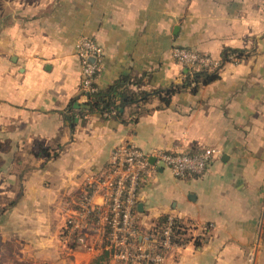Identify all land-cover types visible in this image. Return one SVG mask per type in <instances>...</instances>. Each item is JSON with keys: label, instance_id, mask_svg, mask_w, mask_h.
<instances>
[{"label": "crops", "instance_id": "obj_1", "mask_svg": "<svg viewBox=\"0 0 264 264\" xmlns=\"http://www.w3.org/2000/svg\"><path fill=\"white\" fill-rule=\"evenodd\" d=\"M28 2L0 4V250L22 264H95L99 251L68 250L60 236L112 151L204 146L220 155L203 176L159 169L139 187L138 229L165 216L181 222L183 246L164 264H247L251 254L264 264V0ZM84 37L103 51L100 90L124 76L148 93L180 87L187 69L174 62L176 47L216 61L225 49L242 56L167 105L157 97L76 115L70 126L69 103L75 113L86 103L75 55ZM92 201L101 206V195Z\"/></svg>", "mask_w": 264, "mask_h": 264}, {"label": "built area", "instance_id": "obj_2", "mask_svg": "<svg viewBox=\"0 0 264 264\" xmlns=\"http://www.w3.org/2000/svg\"><path fill=\"white\" fill-rule=\"evenodd\" d=\"M171 54L176 64L189 71H219L222 67L220 60L185 48L176 47ZM75 55L82 92L94 93L102 48L91 39H81L75 45ZM227 60L231 64L240 62L236 55ZM219 155L218 149L204 146L186 153L157 149L145 152L132 144H120L112 151L106 170L94 179L95 188L67 215L61 242L68 250L75 247L108 253L114 264H164L170 252L183 244L174 241L172 216H167L161 227L154 225L150 231L140 232L136 211L139 187L151 182L159 169L167 170L175 179L201 177ZM96 193L102 197L101 206L93 204ZM254 259L249 255L247 264H253Z\"/></svg>", "mask_w": 264, "mask_h": 264}, {"label": "trees", "instance_id": "obj_3", "mask_svg": "<svg viewBox=\"0 0 264 264\" xmlns=\"http://www.w3.org/2000/svg\"><path fill=\"white\" fill-rule=\"evenodd\" d=\"M81 39H91L92 38H81ZM80 39V40H81ZM230 55H236L240 58L242 53L236 50L225 49L221 53L220 62L222 65L228 62L227 58ZM218 71H189L187 70L184 74L185 79L180 87H171L167 91L156 90L153 93H148L139 90V83L129 76H124L115 81L110 87L105 90H97L94 93H83L86 98V103L80 112H74L73 101L68 105V114L66 116V121L72 126V121L76 115L85 116L98 113L100 115L108 116L113 111L122 110L125 107L136 106L140 103H148L153 98L159 97L163 105H167L170 102V97L178 92L180 89H190L191 92H195L201 85H206L217 79ZM133 88V89H132ZM38 154L50 158L49 152L43 149H39ZM166 220L165 217H161L155 226L161 227ZM182 224L179 220L174 219V241L178 244H183L184 240L181 238L183 236ZM108 253H101L95 260V264L99 262L103 263L110 260Z\"/></svg>", "mask_w": 264, "mask_h": 264}, {"label": "rangeland", "instance_id": "obj_4", "mask_svg": "<svg viewBox=\"0 0 264 264\" xmlns=\"http://www.w3.org/2000/svg\"><path fill=\"white\" fill-rule=\"evenodd\" d=\"M8 1H12V0H0V4H5L6 2ZM13 1H19V0H13ZM22 2H25V3H30L28 2V0H21ZM2 163V161H0V164ZM63 247L65 248V246L63 245ZM3 250V251H2ZM2 250H0V264H22V262H13L11 259H10V255L8 254L9 253V247L8 249L6 248V246H4V248H2ZM8 250V251H7Z\"/></svg>", "mask_w": 264, "mask_h": 264}, {"label": "water", "instance_id": "obj_5", "mask_svg": "<svg viewBox=\"0 0 264 264\" xmlns=\"http://www.w3.org/2000/svg\"><path fill=\"white\" fill-rule=\"evenodd\" d=\"M89 61H90V62H94V59H89ZM151 162H152V161H151ZM139 208H140V206H139Z\"/></svg>", "mask_w": 264, "mask_h": 264}]
</instances>
